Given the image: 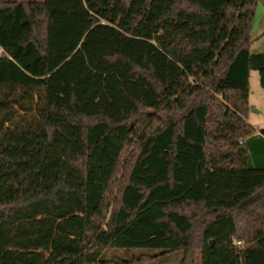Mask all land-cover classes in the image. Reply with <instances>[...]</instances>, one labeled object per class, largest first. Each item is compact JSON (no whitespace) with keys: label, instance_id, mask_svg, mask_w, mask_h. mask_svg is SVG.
Returning a JSON list of instances; mask_svg holds the SVG:
<instances>
[{"label":"trees","instance_id":"trees-1","mask_svg":"<svg viewBox=\"0 0 264 264\" xmlns=\"http://www.w3.org/2000/svg\"><path fill=\"white\" fill-rule=\"evenodd\" d=\"M259 4L0 0V264H264Z\"/></svg>","mask_w":264,"mask_h":264},{"label":"rangeland","instance_id":"rangeland-1","mask_svg":"<svg viewBox=\"0 0 264 264\" xmlns=\"http://www.w3.org/2000/svg\"><path fill=\"white\" fill-rule=\"evenodd\" d=\"M252 37V53H264V7L262 4H259L257 7L252 29ZM250 100L251 105H254L256 110L250 109L248 121L256 131H262L264 130V88L261 87L259 72L257 70L251 71L250 75ZM13 117L15 121L25 124L28 123V121H35L37 119L36 111L34 109L24 111L18 107H16V112ZM180 256L181 255L179 254V257ZM169 264L177 263L172 261Z\"/></svg>","mask_w":264,"mask_h":264},{"label":"water","instance_id":"water-1","mask_svg":"<svg viewBox=\"0 0 264 264\" xmlns=\"http://www.w3.org/2000/svg\"><path fill=\"white\" fill-rule=\"evenodd\" d=\"M251 110H256L254 105H250Z\"/></svg>","mask_w":264,"mask_h":264},{"label":"built area","instance_id":"built-area-1","mask_svg":"<svg viewBox=\"0 0 264 264\" xmlns=\"http://www.w3.org/2000/svg\"><path fill=\"white\" fill-rule=\"evenodd\" d=\"M0 54H1V50H0ZM257 133L261 134V132L259 130H257Z\"/></svg>","mask_w":264,"mask_h":264},{"label":"crops","instance_id":"crops-1","mask_svg":"<svg viewBox=\"0 0 264 264\" xmlns=\"http://www.w3.org/2000/svg\"><path fill=\"white\" fill-rule=\"evenodd\" d=\"M250 103H251V100H250Z\"/></svg>","mask_w":264,"mask_h":264}]
</instances>
